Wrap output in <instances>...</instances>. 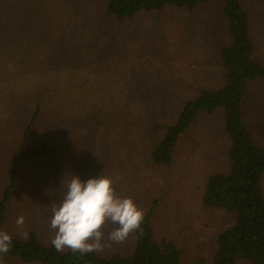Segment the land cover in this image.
<instances>
[{
    "label": "rangeland",
    "instance_id": "rangeland-1",
    "mask_svg": "<svg viewBox=\"0 0 264 264\" xmlns=\"http://www.w3.org/2000/svg\"><path fill=\"white\" fill-rule=\"evenodd\" d=\"M242 2L251 15L258 58L264 61V0ZM106 7L107 0H0L3 51L17 57L15 61L26 62V66L29 63L34 68L31 61L34 56L36 60L48 59L51 63L48 70L57 67L42 73L56 81L49 95L44 92L47 100H59L65 90L63 83L67 81L75 96L73 102L79 95L88 99L96 97V93L100 97L111 95L110 109L121 107L125 111L124 126L135 127L139 123L135 127L138 138L132 140L134 143H130L131 150L127 153L122 144L108 142L107 123L102 122L104 127L98 128L85 124L90 114L81 120L80 115H74L76 122L73 121L70 129L78 163L68 171H23L20 190L11 208L14 216L9 218L5 231L12 237H23L15 223L23 216L27 233L35 231L44 242L51 243L54 232L48 220L51 205L61 202L62 180L74 175L86 181L102 174L116 178L117 194L133 198L144 210L152 199L158 198L155 227L159 236L178 244L185 264H207L219 234L235 223L232 215L202 205L208 177L215 172L228 173L230 169L223 114L201 116L183 136L175 160L168 168L130 171L122 163V157L133 151L135 156L127 159L130 163L141 157L150 166V152L165 127L173 124L182 104L217 86L220 51L230 44L222 5L211 2L193 13L167 8L126 22L107 17ZM39 50L43 55L37 54ZM26 66L11 72L7 65V75L0 70V88L8 87L11 82L18 91L16 94L23 97L22 105L14 111L15 116L20 115L17 126L21 124L28 93L42 89L35 85L42 78L41 73L34 69L24 73ZM89 75L97 76L91 80L87 78ZM246 106L247 123L254 139L264 147V84L250 87ZM155 123L163 128H156ZM15 130L10 129L17 134ZM17 135L0 139L1 191L8 183L10 158L19 148ZM116 135L115 144L122 139L120 132ZM89 162L95 165L94 171H87ZM102 164L118 165L113 170L100 171ZM42 174L44 178L39 179ZM133 234L126 242L112 244L102 253L127 254L133 245Z\"/></svg>",
    "mask_w": 264,
    "mask_h": 264
},
{
    "label": "trees",
    "instance_id": "trees-1",
    "mask_svg": "<svg viewBox=\"0 0 264 264\" xmlns=\"http://www.w3.org/2000/svg\"><path fill=\"white\" fill-rule=\"evenodd\" d=\"M211 2L221 3L230 39V44L220 51L217 86L203 90L182 104L173 124L165 127L164 134L150 152V166L141 157L130 163L128 160L134 155L133 151L130 155L122 157V163L127 165L130 171H149L151 167L162 170L170 167L183 136L198 123L199 118L221 112L224 134L229 141L227 153L230 169L228 173L215 172L208 177L202 195V205L206 209L232 215L235 217V223L219 234L207 264H264V147L256 143L246 117L250 87L264 84V61L257 55L259 50L253 37V23L249 11L242 0H107L106 14L118 22H126L133 21L142 14L162 12L167 8L193 13ZM3 49L0 46V70H4L6 75L7 65L10 66L11 72L21 71L20 66H26V62L21 63L20 59L15 61L17 57H12ZM37 54L43 55L40 50ZM6 55L9 58H6ZM31 58L34 68L27 63L24 73L27 69L39 71L42 78H39L35 85L36 88L41 86L42 89L28 93V103L20 120L21 127L16 125L20 115L15 116L14 111L22 105L23 97L16 94L18 91L11 82L8 87L0 88V139H10L17 134L20 139L19 148L10 158L7 186L0 190V231H5L9 218L14 216L11 208L20 190L23 171H68L78 163L74 155L75 139L72 138L70 129L75 120L74 115H80L81 120L90 114L89 122L85 121V124L98 128L104 127L102 122L107 123L110 127L108 142L111 141L117 146L122 144L124 152L127 153L131 150L130 143H134L132 140H135L138 134L135 127L139 123L135 127L124 126L125 111L121 107L110 109L113 101L111 95L100 97V94L96 93L97 96L92 99L79 95L73 102L75 96L65 81L63 98L61 96L56 102L47 100L45 93L53 89L56 81L42 73L57 70V67L48 70L51 67L48 59L42 61L40 58L34 59V56ZM96 76L89 75L87 78L92 80ZM110 114H113L114 118H110ZM155 127L163 128L158 123H155ZM13 128H16L17 134L11 133L10 129ZM119 132L122 139L115 144L113 140ZM101 136L104 137L103 132ZM115 165L102 164L99 168L100 171L113 170ZM93 166L95 165L89 162L87 171H94ZM44 176L42 174L38 177L41 179ZM150 202L141 225L143 232H134L133 245L127 254L108 255L92 252L80 255L70 250L58 252L51 243L44 242L37 232L31 231L27 239L12 237L11 251L3 256V263L185 264L183 251L178 244L169 239H162L156 230L155 217L160 200L154 198Z\"/></svg>",
    "mask_w": 264,
    "mask_h": 264
},
{
    "label": "clouds",
    "instance_id": "clouds-1",
    "mask_svg": "<svg viewBox=\"0 0 264 264\" xmlns=\"http://www.w3.org/2000/svg\"><path fill=\"white\" fill-rule=\"evenodd\" d=\"M116 183V178L102 174L86 181L74 175L62 180L61 202L51 205L48 220L54 232L51 244L58 252L68 249L80 255L98 253L112 244L126 242L136 231L142 234L145 210L133 198L118 195ZM15 223L27 239L25 217H18ZM12 239L9 233L0 231V264L11 251Z\"/></svg>",
    "mask_w": 264,
    "mask_h": 264
}]
</instances>
